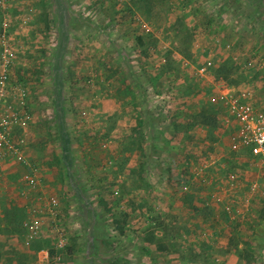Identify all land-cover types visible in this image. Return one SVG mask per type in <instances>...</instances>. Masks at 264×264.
<instances>
[{
	"label": "rangeland",
	"instance_id": "374dc122",
	"mask_svg": "<svg viewBox=\"0 0 264 264\" xmlns=\"http://www.w3.org/2000/svg\"><path fill=\"white\" fill-rule=\"evenodd\" d=\"M2 33L15 50L10 80L28 88L31 115L11 136L27 138L38 157L49 150L36 162L56 168L45 189L61 210L56 221L44 214L27 245L7 234L20 227L27 235L28 212L0 198V264H39L41 249L46 264H220V251L239 255L241 241L244 262L256 264L264 158L234 147L228 101L264 110V0H0V71ZM121 97L145 124L120 126ZM138 97L146 102L139 109ZM101 144L119 151L104 160ZM5 163L19 164L10 155ZM26 176L0 173L16 201ZM41 195L31 201L40 208ZM149 231L158 245L146 240Z\"/></svg>",
	"mask_w": 264,
	"mask_h": 264
},
{
	"label": "built area",
	"instance_id": "2783aa9c",
	"mask_svg": "<svg viewBox=\"0 0 264 264\" xmlns=\"http://www.w3.org/2000/svg\"><path fill=\"white\" fill-rule=\"evenodd\" d=\"M5 33L1 34L3 42L4 61L0 71V173L3 170L7 156H13L19 163L28 166L32 173L28 176V184L22 191L23 197L28 201V215L24 221V227L27 230L25 243L30 245L32 241L39 237L43 228L44 214L48 213L55 221L60 214V198L55 194L45 196L42 208L31 202L32 191L42 186L39 166L29 161L23 151L27 141L20 138L18 141L11 136V130L17 126L26 127L30 121L31 115L27 111L28 88L18 82L10 80V66L12 58L15 56L14 48L9 44ZM228 98V97H226ZM230 116L238 123V129L235 134V148H249L251 152L261 158H264V110H257L254 106L243 104L237 100L228 101ZM225 121L229 123L230 117ZM252 190L256 189L255 183H245ZM3 186L0 184V192ZM65 230L61 227L56 229V242L59 248L66 245L67 237ZM50 260V254L47 249L38 251L39 264H46Z\"/></svg>",
	"mask_w": 264,
	"mask_h": 264
},
{
	"label": "crops",
	"instance_id": "0c3cea01",
	"mask_svg": "<svg viewBox=\"0 0 264 264\" xmlns=\"http://www.w3.org/2000/svg\"><path fill=\"white\" fill-rule=\"evenodd\" d=\"M110 75V74H109ZM132 84H131V82H128L127 83V88L128 89H130L129 90V92L131 91V90H134L133 89V86H131ZM121 87H123V88H125L124 87V85H122ZM141 88H142V86H140ZM139 87V88H140ZM134 88H135V86H134ZM136 89V88H135ZM136 91H137V93L139 92L137 89H136ZM139 96V95H138ZM27 99H28V101H29V98L27 97ZM130 98H124V97H121L120 98V106H119V109H120V116H119V122L121 123L120 124V126L123 128V129H125V128H127L128 129V126H130V129H132V124L133 123H136L137 121H138V123H144L145 124V121H143V118H145V117H143V116H136V114H134L133 115V113H130V112H128V110H127V106H128V104L130 103ZM30 103H31V106H32V99H31V97H30ZM143 103H146L145 102V100L144 99H142V98H139L138 97V105H139V107H138V105L136 104V108L137 109H139V108H141V104L143 105ZM26 109H27V111H28V103H27V106H26ZM33 107H32V109H31V111H32V114H33ZM132 110H133V108H132ZM29 112V111H28ZM139 114H142V113H140L139 112ZM34 115L35 114H33L32 115V117H34ZM103 117L101 118V117H99L98 118V120L101 118V120L103 121V122H105V120L104 119H109V117L111 116V114L109 113V112H107V114L106 113H103V115H102ZM36 118V117H35ZM138 118V119H137ZM136 119V120H135ZM140 125V124H139ZM143 125V124H142ZM141 128H142V126H140ZM148 129V128H147ZM150 129V128H149ZM144 130V129H143ZM128 131H129V129H128ZM143 132V131H142ZM147 133V131L145 132V133H141V134H146ZM27 139V138H26ZM27 141V140H26ZM29 140L27 141V144H26V146H25V148L23 149V151H24V153H25V155H26V157H27V159L29 160V161H31L33 164H35V165H37V166H39V168H40V177L42 178V186L40 187V188H38L37 190H34V191H32V196H31V201H32V199L33 198H35V197H38V194H42V195H48V192H47V188L45 189V185H46V187L47 186H49V184L48 183H50L51 184V182H56V180L58 179V174H57V170H56V168L55 167H53V168H49V167H47V168H42L37 162H36V160H41V161H43V157H46V153H47V151H49L48 149H46V150H44V151H42L41 152V157H38L39 156V154H38V147H36V146H34V145H30L29 144ZM85 146H87V147H85ZM85 146H83L82 148H84V149H86L87 151H93L92 149H91V147H90V145H85ZM100 146V147H99ZM98 147L100 148V152H102L103 153V156H102V158L104 159V160H107L109 157H110V154L111 153H117V151H119V150H117V145H115V144H101V145H99ZM150 147H153L154 146V144H153V146H151V145H149ZM101 147L103 148V149H101ZM142 148L143 149H145L143 146H142ZM141 147H138L137 149H135V150H143ZM83 149V150H84ZM161 150H162V148H161ZM132 151L134 152V149L132 148ZM78 151H76L75 150V153H77ZM79 152H81V150H79ZM135 153H136V151H135ZM30 158H33V159H35L34 160V162L32 161V159H30ZM37 158V159H36ZM45 159H47V158H45ZM110 159V158H109ZM108 159V160H109ZM89 160H90V158H89ZM149 160H151L150 159V155H149ZM154 162V161H153ZM19 163V162H18ZM107 163V165L109 164H111L112 162H111V160L108 162H106ZM139 163H141V160L139 161V160H136V165L138 166V164ZM83 164V163H82ZM80 165L79 164V166H78V168H79V172L83 169V168H85L84 167V165ZM126 165V163L124 164V166ZM74 165H72L71 167H73ZM127 166V165H126ZM140 166V165H139ZM123 168V167H122ZM75 169H77V167L75 168ZM19 172L20 174H24L26 171H27V174H28V176L32 173V171H31V169L28 167V166H26V165H24V164H21V163H19V164H13V165H11V166H9V167H7V164L5 163V165L3 166V170H1V174H5V173H7V172ZM8 176V175H7ZM28 176H26V182L27 183H25V182H22V185H25V186H27V184H28V181H27V178H28ZM123 176H124V174L120 171V173H118L115 177V179H117V181H119V182H122L123 183ZM6 180H9V178H5ZM76 179V178H75ZM24 180H25V178H24ZM3 181V180H2ZM5 181H3V183H1L0 182V184L3 186V192L1 191L0 193H3V194H1V196H0V198H5V196L7 195L8 197H13V198H15V205H17L18 207H19V209H20V212L22 213V214H24V216L27 214V212H28V210H29V206H28V201L26 200V199H24V197H21V199L22 200H18V201H16V198H17V195H18V192L16 191V189L17 188H12V191H9L8 189H7V187L5 186V183H4ZM16 184L15 185H18L19 184V182H15ZM129 183H132V182H129ZM10 184H13V183H10ZM25 186H23V187H25ZM170 187V184L168 185V188ZM171 188V187H170ZM19 192H21V190L19 191ZM169 192H170V190H169ZM79 196L80 195H83V193L81 192V191H79L78 193H77ZM42 195H41V198H42ZM160 195V194H159ZM161 196V195H160ZM164 196V195H163ZM83 197H85L84 195H83ZM171 197H172V195H171ZM7 204H9L8 202H7ZM13 204V203H12ZM0 207H2V205L0 206ZM19 218H20V216H18ZM19 218H18V220H19ZM48 222H51V221H49L48 220ZM16 224V223H15ZM94 228H95V225H94ZM114 229H115V227H113ZM113 228H112V230H113ZM20 234H22V236H23V238H25L26 237V231L23 229V228H21V230H20V227L19 228H14V231H12L11 233H9V234H7V236H10V237H13V236H15L16 238V242H18V238H19V235ZM257 237V236H256ZM229 241V240H228ZM229 243H230V241H229ZM228 244V242H225V246ZM244 246V243L241 241L240 242V244H238V250H240L241 252H240V254L238 255V253H236L237 251L236 250H224V251H220V252H222V255L220 256V261H221V263L220 264H231V263H235V264H238V262L240 261V264H246V262H244L245 260H244V254H243V251L240 249V248H242ZM232 247V246H231ZM228 248V247H227ZM259 249H260V255H259V253H258V255L257 256H255V259H254V261L256 262V264L258 263V259L259 260H261V264H264V243L259 247ZM237 262V263H236ZM248 263H250V261L248 262Z\"/></svg>",
	"mask_w": 264,
	"mask_h": 264
},
{
	"label": "trees",
	"instance_id": "16d2710c",
	"mask_svg": "<svg viewBox=\"0 0 264 264\" xmlns=\"http://www.w3.org/2000/svg\"><path fill=\"white\" fill-rule=\"evenodd\" d=\"M154 231V230H153ZM153 231H149L148 232V236L149 237H147V241H149L150 243H157V245H158V241L156 240V238H155V235H154V232ZM38 258V257H37Z\"/></svg>",
	"mask_w": 264,
	"mask_h": 264
}]
</instances>
